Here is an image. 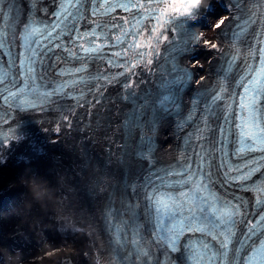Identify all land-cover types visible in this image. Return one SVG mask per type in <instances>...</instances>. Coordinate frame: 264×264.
<instances>
[{
	"label": "snow or ice",
	"instance_id": "6c2138e0",
	"mask_svg": "<svg viewBox=\"0 0 264 264\" xmlns=\"http://www.w3.org/2000/svg\"><path fill=\"white\" fill-rule=\"evenodd\" d=\"M52 3L55 10L40 6L43 15L37 18L31 0L20 37L23 51L17 53L13 40L24 9L19 0H0V50L9 58L8 70L0 71V124H9L13 111L56 105L60 118L51 131L88 132L85 118L90 121L96 110L109 111L117 97L129 105L122 116L119 106L113 113L118 125H107L120 139L105 137L112 148L103 163L86 164L78 174L95 210L103 205L100 218L110 233L106 249L92 239L95 211L75 215L71 228L60 222L55 230L81 239L93 228L82 252L88 264H101L106 254L111 264H264V0H223L227 11L220 17L211 13L221 0ZM201 20L209 27H200ZM213 28L221 43L206 37L205 30ZM201 47L215 50L220 63L210 87H199L205 76L194 78L203 67L195 59ZM147 84L152 86L141 91ZM117 85L116 96H106ZM192 85L197 88L187 98ZM65 100L72 103H59ZM79 109L86 110L74 125ZM166 126L183 146L174 163L158 166L160 130ZM24 135L14 128L0 131V164L7 158L4 149ZM32 152L41 155L44 148L33 144ZM80 152L82 159H93L86 149ZM133 161L143 172L129 181ZM114 163L122 183L114 182ZM74 255L79 258L81 251Z\"/></svg>",
	"mask_w": 264,
	"mask_h": 264
},
{
	"label": "bare ground",
	"instance_id": "6f19581e",
	"mask_svg": "<svg viewBox=\"0 0 264 264\" xmlns=\"http://www.w3.org/2000/svg\"><path fill=\"white\" fill-rule=\"evenodd\" d=\"M51 1L52 0H44L39 2L36 0V4L37 7L40 4H45L47 7ZM19 2L23 8L29 9L31 0H19ZM226 11L227 9L223 6V0H221V3L215 7L211 15L213 17H220ZM214 22H216L215 19ZM201 27H209L206 20H203ZM205 35L207 38H212L215 43H221L223 39L222 36L219 35L218 30L214 28L205 30ZM216 56L217 53L215 50H209L204 47L199 48L196 52L195 59L199 60L203 67L195 70L194 78L201 76V79H203V76L206 77V80L199 87L209 83L212 76L217 74L218 59L215 58ZM184 62L189 63L190 58L186 57ZM142 75L143 77L147 76V74ZM197 83H199V81H197ZM190 87L197 88L196 85ZM118 91L119 85L110 87L106 96H116ZM117 106H119L122 116L123 110L127 108L128 104L123 103V101L117 97L115 104L109 106V111L101 113L99 110H96L91 116L90 121L88 118H85L87 123L90 122L91 131L79 132L73 130L66 135L63 133L67 132V130H62L61 135H57L51 131L58 122L57 120L51 119V115L55 114L54 111L46 110L39 113L38 117L40 119L34 120L31 124L27 125L28 131H26L24 138L18 141L12 140L10 142L11 147L4 149V154L7 158L3 164H0V211L7 212L12 206L20 202L21 193L24 192L25 189L22 186L12 188L9 186L12 185L14 181L18 180L26 168H30L38 175L46 177L53 184L56 183L57 175H62L68 183L73 186V189H79L77 195L79 197L80 206L84 207L86 212L95 211L93 213L95 219V235L92 236V239L96 241L101 249H106L107 245H105L103 236H101L102 232L100 231L98 220L100 216L99 209L103 207V205L98 206L95 210L94 198L83 189V181L78 174H83L82 170L86 164H95L96 167L99 168L100 164L103 163L101 157H106L107 150L112 148V144L109 140H106L105 137L116 140L120 139V137L115 134L114 127L107 126L109 123L113 124V126L119 124L120 117L113 116ZM83 110L85 111L86 109ZM58 117H60V115L56 116V118ZM98 119L102 122L100 127L96 124ZM73 124H77L76 118H73ZM171 131L172 128L170 126H166L160 130V134L164 138L158 141V145L160 146L159 155L164 158L171 155L175 144L178 142V140L169 135ZM85 136L90 137V139L83 140ZM37 143L44 148V154L33 157L32 145ZM169 147H171V151H169ZM81 148L86 149L87 153L93 157V159L88 160L87 156L82 159L80 152ZM178 151L179 146L176 147L175 153ZM20 156L32 158L24 161L20 166L11 168L14 163V158H19ZM113 168L117 173L114 182L117 180L121 182L120 178H122V175L119 167L114 163ZM142 169L140 164L134 163V166L130 167V176H135L137 171L142 172ZM18 224L19 220L15 216L7 219L0 218V244L13 253L19 250L23 253V259L25 261H33L43 257L39 264H65L64 261L61 263L59 261L60 258L64 257L66 259H71L72 264H88L82 252L87 250L89 236L92 235L93 228H86L85 231L88 235L83 236L81 239H77L70 231L62 234L57 230L48 229L44 232V241L39 242V237L27 224L22 226V231L27 235V239H25L23 235H14ZM63 240L68 241L67 245ZM74 250L81 251L79 258L74 255ZM46 252H52L53 255L50 257L45 256ZM107 260H110V258L106 254V257L101 260V264H107Z\"/></svg>",
	"mask_w": 264,
	"mask_h": 264
},
{
	"label": "clouds",
	"instance_id": "9594fccd",
	"mask_svg": "<svg viewBox=\"0 0 264 264\" xmlns=\"http://www.w3.org/2000/svg\"><path fill=\"white\" fill-rule=\"evenodd\" d=\"M12 185L22 186L25 191L21 193L18 204L7 212L0 211V218H18L19 224L14 235H23L27 239V235L22 231V226L27 224L39 237L38 241L43 242L45 230H55L60 222L71 228L74 216L86 212V209L80 206L77 192L62 175L58 174L56 183L53 184L46 177L26 168ZM0 254L3 255L4 264H32V261L23 259V253L19 250L10 252L2 244Z\"/></svg>",
	"mask_w": 264,
	"mask_h": 264
},
{
	"label": "rangeland",
	"instance_id": "374dc122",
	"mask_svg": "<svg viewBox=\"0 0 264 264\" xmlns=\"http://www.w3.org/2000/svg\"><path fill=\"white\" fill-rule=\"evenodd\" d=\"M13 161L14 163L12 164L11 168L20 166L22 163H24L25 160H19L17 157H15Z\"/></svg>",
	"mask_w": 264,
	"mask_h": 264
},
{
	"label": "water",
	"instance_id": "95a60500",
	"mask_svg": "<svg viewBox=\"0 0 264 264\" xmlns=\"http://www.w3.org/2000/svg\"><path fill=\"white\" fill-rule=\"evenodd\" d=\"M66 260H67V259H66V258H64V257H62V258H60V259H59L60 263H61L62 261H64V262H65Z\"/></svg>",
	"mask_w": 264,
	"mask_h": 264
}]
</instances>
